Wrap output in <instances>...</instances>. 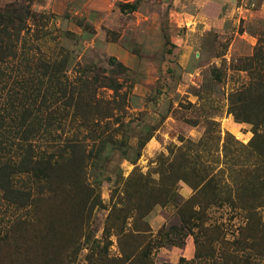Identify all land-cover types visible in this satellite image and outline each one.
I'll return each mask as SVG.
<instances>
[{
    "label": "rangeland",
    "instance_id": "1",
    "mask_svg": "<svg viewBox=\"0 0 264 264\" xmlns=\"http://www.w3.org/2000/svg\"><path fill=\"white\" fill-rule=\"evenodd\" d=\"M230 1L206 26L184 14L195 7L184 0H0V8L18 3L38 15L20 48L23 68L65 59L70 76L89 66L122 85L100 93L121 109L112 128L129 141L107 159L103 207L91 213L79 197L55 198L32 218L0 192V264H264V194L243 195L261 205L251 212L225 202L239 203L232 171L253 138L230 99L252 81L258 49L264 57V0ZM125 3L138 8L124 12ZM16 64L2 68L7 76ZM256 68L264 74V63ZM12 84L1 83L4 96ZM236 179L249 190L256 183L247 172ZM200 204L207 207L195 214Z\"/></svg>",
    "mask_w": 264,
    "mask_h": 264
},
{
    "label": "trees",
    "instance_id": "2",
    "mask_svg": "<svg viewBox=\"0 0 264 264\" xmlns=\"http://www.w3.org/2000/svg\"><path fill=\"white\" fill-rule=\"evenodd\" d=\"M137 8L132 3L122 5L124 12ZM37 17L30 6L18 3L0 8V192L9 204L29 210L32 218L39 213V203L55 198L74 201L79 197L91 213L103 207L99 190L104 182L110 181V177H104L106 162L115 152L129 147L125 135L117 137L120 128H112L114 121L120 123L114 112L121 109L100 93L102 88L119 92L122 85L115 79L92 75L95 70L89 66L70 76L65 59H39L33 67L23 68L26 59L20 60V48L31 30L28 22H37ZM261 51L257 50L249 64L252 81L230 99V112L238 122L252 125L253 138L247 147L241 145L248 149L249 155L244 161L239 158V167L232 171L237 174L234 182L239 203H234L231 197L225 202L239 204L248 212L261 205L243 199V195H255L260 190L264 194V74L256 68L264 63ZM13 61L17 62L13 75L7 76L2 68ZM110 63L114 68L122 67L116 59L112 58ZM5 79L13 84L11 92L4 96L1 83ZM151 138H141L138 148L142 150ZM252 157L257 165L254 169L249 168ZM89 169L93 172L92 183ZM244 172L256 180L250 190L246 179H236ZM182 180L190 182L186 177ZM194 189L198 194L201 192L200 186ZM221 191L218 188L217 195ZM213 202L220 204V199ZM206 207L200 204L195 214L204 212ZM184 223L189 225L191 219ZM196 246L199 258L197 241Z\"/></svg>",
    "mask_w": 264,
    "mask_h": 264
},
{
    "label": "crops",
    "instance_id": "3",
    "mask_svg": "<svg viewBox=\"0 0 264 264\" xmlns=\"http://www.w3.org/2000/svg\"><path fill=\"white\" fill-rule=\"evenodd\" d=\"M187 1L195 7L192 11H185L184 14L192 17L193 22L203 23L206 26L216 24L222 14L229 12L231 6L230 0H184L185 3Z\"/></svg>",
    "mask_w": 264,
    "mask_h": 264
}]
</instances>
